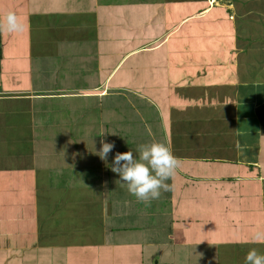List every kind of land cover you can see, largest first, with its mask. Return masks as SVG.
<instances>
[{"label":"crops","instance_id":"obj_1","mask_svg":"<svg viewBox=\"0 0 264 264\" xmlns=\"http://www.w3.org/2000/svg\"><path fill=\"white\" fill-rule=\"evenodd\" d=\"M253 1L0 0V20L15 12L25 24L22 33H1L0 203H7L0 205V222L17 211L36 227L38 222L43 229H50L47 238L58 239L68 234L64 220L72 216L76 226L71 231H85L89 224L86 232L91 234L82 236L83 240L96 239L81 243L104 246L110 255L119 248L125 252L134 248L137 252L158 243L162 247L184 246L178 257L187 264H215L218 255L219 264H244L249 250L264 253V244L253 241L255 232L264 231V120L244 130L235 126L244 104L264 107V58L255 55L262 51L258 39L264 51V24L260 22L264 20V4L259 5L264 1L258 0V5ZM194 2H198L195 8ZM212 12L216 17L209 24H215V32L202 30L200 37L193 34L200 28V20ZM256 28L261 30L255 33ZM203 32L215 39L220 56L197 49ZM143 53L148 55L134 60ZM175 53L202 55L191 56L198 59L190 57V65L176 68L167 65ZM247 58L249 64L244 61ZM206 59L210 64L205 66L214 65L202 71L199 61ZM191 67L195 68L192 76ZM184 69L188 70L180 71ZM244 71H249L251 80ZM144 74L153 80L147 82ZM128 91L137 93L151 111L135 100L132 108L143 126L139 127V136L127 130L125 135L140 137L141 144L163 143L180 162L174 191L166 192L165 199L151 201L152 206H159L156 212L172 225L166 236L160 234L159 242L145 241V234L153 236L156 223L139 228L130 222L113 225L109 221L114 216L120 218V204H116L120 199L112 196L119 175L111 171L110 165L117 152L130 150L115 146L107 163L100 159L96 164H87L85 173L73 169L68 178L70 164L57 168L47 159L57 156L56 151L61 158L80 152L81 158L86 155L85 150L93 149L95 144L83 146L80 137L93 133L90 127L95 121L100 124L95 149H101V141L107 142L108 135H113L109 127L115 122L104 118V100ZM95 100L102 103L98 114L92 106ZM162 116L168 121L164 117L159 123ZM165 124L167 133L155 131V126ZM144 132L148 139L143 137ZM165 134V138L160 137ZM42 154L45 158H38ZM133 154L138 157L135 150ZM186 176L193 177V182L184 183L183 178L189 180ZM15 190L21 196L10 202L15 199ZM83 196L95 200L96 211L91 208L88 213L91 209L87 205L78 204ZM132 200L138 202L135 197ZM15 201L21 205L20 210L11 211L8 208ZM32 204L34 211L27 213L26 208ZM115 205L119 207L113 211ZM141 206L144 203L138 204L142 214H153ZM216 214L217 241L216 234H200L205 222L214 225ZM80 219L87 221L80 224L82 230L78 228ZM94 219L98 223H91ZM235 227L237 232L229 233ZM5 237L4 232L0 234V251L10 248L11 242L7 244ZM44 239L39 243L45 246L62 243ZM210 254L211 259L207 258ZM110 259L114 261L113 256Z\"/></svg>","mask_w":264,"mask_h":264},{"label":"rangeland","instance_id":"obj_2","mask_svg":"<svg viewBox=\"0 0 264 264\" xmlns=\"http://www.w3.org/2000/svg\"><path fill=\"white\" fill-rule=\"evenodd\" d=\"M56 1V0H55ZM250 1V3L252 2V0H248ZM258 0H254L253 3L254 5H258ZM262 1V0H261ZM264 1V0H263ZM55 3V2H53ZM198 4V2H194L192 3V7L195 8V6ZM264 2L259 3L260 6H263ZM53 5V4H52ZM185 11H188L187 9H185ZM220 9H219V17H220ZM227 16V15H226ZM215 14L214 12H212L211 14L207 15L206 18H204L203 20H200L199 22V26L200 28L197 29L196 32H193V34H197L198 37L200 32L203 30L206 33H212L215 32L216 27L215 24H209L210 21L215 18ZM253 18V16H252ZM264 18V16L262 17ZM247 22V21H245ZM262 24H264V20L260 21ZM194 24V21L192 22ZM208 23V27L206 26ZM244 23V22H243ZM157 27H159V25H157ZM186 31H190V27L185 28ZM259 28H256L255 33L259 32ZM221 33V32H219ZM203 36L198 40L197 44L199 45V48L202 49H206L208 50V54L209 52H213V55L215 56H220V54L218 53L219 46L215 45V39H213L211 36H205L206 34L203 32L202 33ZM191 43H194V39L191 41ZM216 50V51H215ZM181 53L178 54H174L173 57L170 58L171 61H167V65H172L174 64L176 66V68H178L181 65H190L192 62L190 60L191 56H201L202 54L196 53H188V54H183L180 55ZM146 55L148 54H142L141 56H135L134 60L136 59V57H139V59L146 57ZM256 58L258 57L257 55L261 56L264 58V51H263V46H262V51H259L257 54L256 51ZM194 60L198 59L197 57H191ZM188 59V61H187ZM255 60V59H253ZM258 59H256L257 61ZM245 62L248 61V58L246 60H244ZM260 61V60H258ZM254 62V61H253ZM263 62V61H262ZM207 63L208 65L210 64V59H206V60H200L199 61V65L201 66V70L202 71H207V67H212V65L210 66H205L204 64ZM218 62H216L217 64ZM248 63V62H247ZM129 64V62H127V65ZM249 64V63H248ZM162 68H165L164 64H162ZM194 67H191L190 70V75L192 76L195 72ZM177 70V69H176ZM188 69H184V70H180V71H187ZM247 70V69H246ZM172 71V69H171ZM245 75L247 76L248 80H251V75L249 74V71H244ZM263 75H264V69H262ZM145 78L147 79V82L153 80V78L150 76H148V74H144ZM262 77V75H261ZM163 79H165L164 76H162ZM179 79H181L180 75L178 77ZM177 79V80H179ZM139 80V79H138ZM189 80V78L187 79ZM199 81V79H197ZM225 79H219V81H224ZM136 79H132L131 82L135 83ZM198 81H197V85L196 87H198ZM260 84V83H259ZM195 87V88H196ZM128 90H132V89H128ZM137 93L134 92H124L123 94H113L110 97L106 98L104 100V106L105 109L103 112L104 114V118H106V120H114L115 122L112 124V126L109 127L110 130H114L113 135L110 136V134L108 135V139L106 140L108 143H114L117 142V144L115 145L118 148H124L130 151L135 150L136 153V149L137 146L141 144V142L139 141L138 137H134V136H126L125 133L127 131H133V133H137L139 136V127L143 126L141 124V122L139 121V119L137 118V114H135V111L132 108V103L135 104V100H137L136 102L139 104L141 103V107L145 106L144 108L147 109V111H149V107L147 106V103L145 102V100H141V98L139 97V95H136ZM264 96V95H263ZM262 97V96H260ZM210 98V95L207 94V99ZM134 100V101H133ZM242 104L244 103L243 101L241 102ZM102 103H100L99 101L95 100L92 102V106L95 107V111L98 114L99 111V105H101ZM203 107V106H202ZM241 110L240 113L242 114L241 118L238 117L236 119V124L235 126L241 128L242 130H244V128L246 126H248L249 128L251 126H255L258 121H261L262 119L264 120V107L261 106H256L253 107L250 104H244V106H241ZM94 111V113H95ZM151 111V109H150ZM243 115H246L248 118L243 119ZM263 116L261 118H259V116ZM97 118H99L98 115H96ZM165 116H162L160 118L159 123H162L164 120ZM155 118V117H154ZM168 117H165V121H168ZM229 120H231V118H228ZM230 123V122H229ZM91 130H93V133L90 134V132L86 133V136H82L80 137V142H81V138H83L84 140V144L83 146H90L91 144H95L92 148L93 149H89V150H85L86 155H84L81 158V152L79 153L78 156L75 155H70L69 158L68 157H64L61 158L58 154L59 151L57 153V156L52 157V156H47L48 161H54V164H56L57 168H62L65 167V164L68 163V165L70 164L69 167H67V173L66 176L71 177L72 176V172L73 169H83V173H85V170L88 169L87 164L88 165H92V164H96L99 162L100 157L98 155L95 154V152H98V150H100V148L98 147V150L96 151L95 147H96V138H95V133H97L100 129L98 128L99 121H95V123H93ZM154 127V126H153ZM233 127V126H231ZM258 127V125H257ZM107 128V126H106ZM155 131L159 134H164L167 133V128L168 125L165 124L161 125V126H155ZM235 128V127H234ZM133 129V130H131ZM144 129V127H143ZM127 130V131H126ZM145 130V129H144ZM117 133V134H115ZM144 134L146 135V133L144 132ZM118 135V136H117ZM98 136V135H97ZM106 136H107V132H106ZM163 136V135H162ZM160 136L161 138H165V136ZM144 138H147L146 136H143ZM242 138V137H241ZM148 139V138H147ZM60 147V141L56 140L55 141ZM246 145V142L244 143ZM113 152H115L114 150H112ZM38 158H45V155L42 154L41 157ZM46 159V160H47ZM60 162V164H59ZM112 161H109L108 163H111ZM187 166H189L190 164L186 162ZM112 166V164L110 165ZM60 171V170H59ZM75 171V170H74ZM61 172V171H60ZM117 176L118 174L115 173ZM187 179L183 178V182H193V177L190 178L188 176H186ZM119 180V177H118ZM42 181V180H41ZM40 181V182H41ZM39 182V181H38ZM39 182V185H40ZM168 183V182H167ZM29 184V183H28ZM26 186V190H27V185ZM31 194H33V190L30 189ZM86 192V191H85ZM113 194L112 196H117L120 199V202H117L116 204H120V213H119V217L114 216L111 219H109L110 222H112L111 224L113 225H120L121 224H127L128 222H130L132 225H134L135 227H142L144 225H146L147 223L151 224L150 222L156 223L158 224L156 229L152 230V237L148 236V234H145V241L146 240H151V242H159L161 235L160 234H168L169 231L168 229L172 228V225L170 222H168L166 219H164V216H162L161 213H157L156 210L157 208H159V206H152V204L154 202H151L150 206H147L144 204V206H141L144 211H149L153 213L151 215H148L146 213H141L139 211V207L138 204L141 203L140 201L133 203V198L134 196L131 195L128 191H127V187L125 185H122L120 182L117 183L116 185V189H113ZM166 192H163L160 199H163L166 195ZM21 196L20 195V191L15 190L14 191V198H11L10 202H13L14 200H18V197ZM136 198V197H135ZM165 199V198H164ZM81 200L80 202H78V204H80V206H86L89 209H94L96 211L97 207V203L95 202V200L87 198V197H81V199H78V201ZM159 201V200H158ZM7 203L6 200H4L2 203H0V205H5ZM164 202H162L163 204ZM12 206L9 207L8 209H10L11 211L13 210H20L21 205L19 204V202L15 201V204L12 203ZM35 205H31L29 206V208H26V212L30 213V211H34V207ZM163 206V205H162ZM113 207V206H112ZM119 206L115 205L112 210L115 211L117 210ZM1 208V207H0ZM7 208V207H5ZM164 208V207H163ZM92 209L90 211H88V213H91ZM57 210V208H56ZM100 212V211H99ZM97 214V213H96ZM11 217L9 219H5V220H1L0 222V230L4 229L3 231H0V234L4 232V235L6 236L4 238L5 242L7 244H9V242H11L10 244V248L7 251H0V264H187L186 262H182L183 259H181L180 252L179 251H183L185 249L184 246H180V247H174V246H166V247H162L163 245H152L149 247H143L141 249H139L137 252H135L134 248L133 250H131L130 252H125L123 250V248H119L117 249L116 253H113L110 255L109 250L107 248H105L104 246L98 245V246H93L92 243L91 245L87 246L85 244H82L81 242H85L88 240H92V242L96 241V239H93L94 237H85L87 240H83L82 236L88 235L90 236L91 233L86 232L87 230V226L89 224H87L86 228H84L85 231L82 230V226L81 225H85L87 223V221L85 219H80L78 221V225H79V229H81L82 231H71L72 227H75V223L73 221L72 216L68 217V221L64 220L65 223V231H68V234L66 235L64 232V234H62L61 236L58 237V239H51V238H47V234L49 233V230H46L45 228H42V223H38L36 222L37 227L35 225H33L32 223L28 222V220H26V218L24 219L23 217L19 216V214L17 213V211H15V213H11ZM115 215V214H113ZM112 215V216H113ZM33 216V215H32ZM95 217H98L95 216ZM78 220V218H75ZM74 219V220H75ZM157 219H159L157 221ZM26 220V221H25ZM99 220L94 219L93 224L98 223ZM213 221H214V225H207V223L205 222L204 224V229L203 231L199 230L198 232H200V234H205V235H215V241L218 240L217 234H219V214H216L213 216ZM21 223V224H20ZM89 223V222H88ZM129 223V224H130ZM81 224V225H80ZM32 225V226H30ZM208 226V228H206V226ZM95 226V225H94ZM166 226H168L166 228ZM231 228L233 227V224L231 223ZM66 227H69L68 229ZM84 227V226H83ZM96 227V226H95ZM93 228V227H92ZM35 231V232H31ZM63 230V229H62ZM70 231V233H69ZM228 231H230L229 233H232L234 231L237 232V228L235 227V229L233 228L232 230L229 229ZM31 232V233H30ZM84 232H86L87 234H84ZM80 235V237H79ZM231 236V234H230ZM44 239L45 241L48 240H52L53 243H58V242H62L60 243L61 245H55V247H53V244H49L48 246H45L44 243H39L40 240ZM162 238V237H161ZM162 240V239H161ZM21 243L20 245H23L24 247H20L19 243ZM74 242V243H70V242ZM76 241V242H75ZM33 242H35L36 244L34 245ZM100 242V241H99ZM148 242V241H146ZM78 244V245H77ZM76 247V251L77 255L75 254V252L73 251V249ZM208 247H212V245H209ZM221 247V246H219ZM192 248H197V247H192ZM210 252V251H207ZM110 255V257H109ZM213 255V254H212ZM216 256V254H214ZM113 256L114 261H112L110 258ZM215 256H213V258H215ZM172 257V260L171 258ZM177 258V260H175ZM207 258L211 259V254L207 255ZM175 260V261H174ZM174 261V262H173ZM208 260L205 261V263H207ZM201 264V263H198ZM213 264V263H212ZM215 264H219V255L218 258H216Z\"/></svg>","mask_w":264,"mask_h":264},{"label":"clouds","instance_id":"obj_3","mask_svg":"<svg viewBox=\"0 0 264 264\" xmlns=\"http://www.w3.org/2000/svg\"><path fill=\"white\" fill-rule=\"evenodd\" d=\"M25 24L15 12H9L0 20V33H22ZM102 147L96 155L107 163L109 153L115 147L114 143L101 141ZM137 155L133 151L117 152L111 171L119 175L122 185L136 199L147 206L151 201L159 200L163 192L174 191L176 170L180 166L177 157L170 148L163 143H143L137 146ZM172 180L173 183H167ZM255 243L264 244V231H257L253 235ZM244 264H264V253L251 249L247 252Z\"/></svg>","mask_w":264,"mask_h":264},{"label":"trees","instance_id":"obj_4","mask_svg":"<svg viewBox=\"0 0 264 264\" xmlns=\"http://www.w3.org/2000/svg\"><path fill=\"white\" fill-rule=\"evenodd\" d=\"M261 17V16H259ZM259 38V36L257 37V39ZM262 40L258 39L257 42H258V45L262 47V45L259 43L261 42ZM258 49V48H257ZM1 59H2V48H1V33H0V70H1ZM261 65V64H260ZM264 100V99H262Z\"/></svg>","mask_w":264,"mask_h":264}]
</instances>
